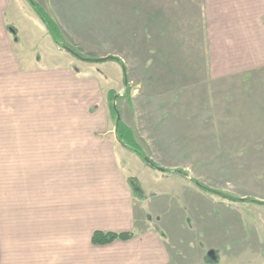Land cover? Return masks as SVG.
Here are the masks:
<instances>
[{"label": "rangeland", "instance_id": "obj_1", "mask_svg": "<svg viewBox=\"0 0 264 264\" xmlns=\"http://www.w3.org/2000/svg\"><path fill=\"white\" fill-rule=\"evenodd\" d=\"M31 4L28 0H0V224L21 223L23 191L31 209L36 208L38 196L68 198L76 194L78 203L80 199L85 202L87 195H104L105 177L117 170L124 174L136 170L149 192L165 196L166 188L175 187L152 180L179 174L150 169L115 139V120L107 108L110 91L114 92L115 113L128 123L152 160L165 168L181 169L209 186L217 187L223 177L215 171V167L218 171L223 167L219 157L233 156L221 152V146L258 150L253 153V163L233 162V184L222 186L233 191L243 187L251 197L264 200V115L254 116L248 124L241 121L243 116L237 119L243 126L252 125L263 137L233 130L228 112L232 108L223 104L237 98L233 96V24L213 25L208 16L209 8L215 15L220 6L233 17V0H61L40 4L75 52L121 59L126 84L116 62H87L55 47ZM8 22L17 28V43L4 28ZM214 27L222 30L224 41L217 46L220 57L211 61ZM230 29L232 45L226 43ZM93 129L96 135L91 136ZM25 143V149L21 148ZM201 154L216 157L217 162L200 164ZM28 169L30 182L22 187V171ZM238 205L249 206L243 212L253 248L246 258L256 264V248L264 244V213L257 217L250 208L264 212V206ZM84 208L83 203L78 206ZM207 262L220 263L218 253L207 256Z\"/></svg>", "mask_w": 264, "mask_h": 264}, {"label": "crops", "instance_id": "obj_2", "mask_svg": "<svg viewBox=\"0 0 264 264\" xmlns=\"http://www.w3.org/2000/svg\"><path fill=\"white\" fill-rule=\"evenodd\" d=\"M33 1L36 4H57L61 0ZM210 10L208 16L213 25L233 24V96L237 98L235 102L223 103L230 104L232 108L228 112L233 117V130L241 129L248 131L245 133L247 136L263 137L252 129V125L243 126L245 124L241 121L250 122L254 116L264 115V0H233V17L223 12L220 6L215 15ZM0 15L3 16L2 11ZM7 26H12L11 23L4 26L10 33ZM220 31V28L214 27L211 61L221 55L217 46L224 41V37H221ZM231 38L232 35L226 40V43L230 42L228 45H232ZM18 41L17 37L14 42ZM250 74H253L252 77L247 78ZM233 107L237 109L233 110ZM240 116H243L241 121L237 120ZM121 120L128 125L122 117ZM95 131H91V136L96 135ZM25 146L26 143L21 148L25 149ZM220 148L221 152L233 153L230 158L219 157L223 166L221 171L215 167L216 174H223L225 178L220 179L217 187L198 180L238 198L259 200L251 197L252 193L243 187L233 191L222 186L233 184V162L253 163V158H256L253 153L258 150L232 144ZM237 153L241 155L237 156ZM210 161L216 163L217 158L206 155L198 158L200 164ZM135 171L127 174L113 171L110 177H105L108 185L106 193L101 196L87 195L85 202L80 199L78 203L76 194L68 198L50 195L46 199L38 196L35 199L36 208L31 209L28 196H24L23 191L21 223L0 224V264H212L207 262V256L216 252L220 258V263L216 264H252L246 257L253 248V238L248 230L247 215L243 212L249 206L238 208L239 203L251 201H231L207 193L191 182V178L182 175L152 180L153 184L167 181L175 186L166 188L163 196L159 191H147V182ZM128 177L138 180L143 191L142 198L132 194ZM29 178V169L27 173L22 171V187L29 184ZM81 203L85 205L84 209H78ZM250 210L257 217H262L264 213L255 206ZM96 230L130 231L133 236L127 240L94 245L90 238ZM256 250L259 256L256 264H264V244L258 245Z\"/></svg>", "mask_w": 264, "mask_h": 264}, {"label": "trees", "instance_id": "obj_3", "mask_svg": "<svg viewBox=\"0 0 264 264\" xmlns=\"http://www.w3.org/2000/svg\"><path fill=\"white\" fill-rule=\"evenodd\" d=\"M32 4L30 5L35 15L39 18L43 26L45 27L47 34L49 35L51 41L60 50L64 49V46L70 47L72 50L76 51V49L69 44L66 43L64 40V36L62 30L58 23L50 16L49 13L40 5L36 4L33 0H28ZM8 31L13 35V40L17 41L16 37V29L13 26H7ZM112 61L116 62L118 65H122V60L119 58L111 59ZM127 89V88H126ZM114 92L110 91L107 94L108 104H109V111L112 120L114 121L116 118V110L112 106ZM114 132L116 135V140L123 145L127 150L135 154L142 162H144L147 166L165 172V173H177L182 176H187V172L181 169H169L160 166L157 162L151 159V157L146 153L144 149H142L141 145H139L133 130L126 125L121 119L117 121V125H115L114 121ZM191 182H193L199 189L207 192L213 193L221 196L224 199L231 200V201H251L254 203L264 204V201H259L253 198H238L235 197L225 191L217 190L214 188L209 187L208 185L204 184L203 182L199 181L198 179L191 178ZM127 183L131 189V192L136 197L142 198L143 191L139 185V182L134 177H128ZM133 236V233L128 232H111V231H94L91 234L90 241L94 245H104L110 243L114 240H127Z\"/></svg>", "mask_w": 264, "mask_h": 264}, {"label": "water", "instance_id": "obj_4", "mask_svg": "<svg viewBox=\"0 0 264 264\" xmlns=\"http://www.w3.org/2000/svg\"><path fill=\"white\" fill-rule=\"evenodd\" d=\"M64 49L66 51H68L69 53H71L76 58L84 60V61H87V62H101V61H106V60H111V59L118 58V57L113 56V55H106V56H103V57H85V56H81L79 53L75 52L74 50H72L68 46H64ZM121 69H122V72H123V82H124V84H126L127 83L126 71H125V66L123 64L121 65ZM112 106H113V108H115V103H113ZM118 120H119V115L116 114L115 125H117V121Z\"/></svg>", "mask_w": 264, "mask_h": 264}]
</instances>
